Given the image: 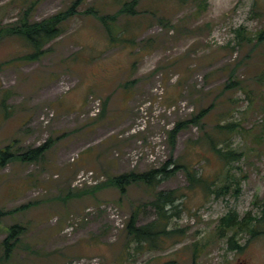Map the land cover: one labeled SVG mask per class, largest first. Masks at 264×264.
Segmentation results:
<instances>
[{
	"label": "rangeland",
	"instance_id": "374dc122",
	"mask_svg": "<svg viewBox=\"0 0 264 264\" xmlns=\"http://www.w3.org/2000/svg\"><path fill=\"white\" fill-rule=\"evenodd\" d=\"M73 1L0 0V29ZM132 2L82 0L36 60L21 58L32 49L19 35L0 38V147L52 141L39 160L0 167V264H264V235L235 251L216 234L219 218L256 214L264 194V0H138L136 13L119 11ZM115 14L112 41L100 16ZM203 110L200 124L188 121ZM182 121L172 146L169 131ZM225 122L236 123L228 147L243 152L230 165L212 149ZM171 157L228 191L191 187L182 171L164 180L159 189L182 193L170 225L183 233L165 250L139 249L125 232L137 207L139 224L156 217L146 185L123 197L110 186L79 193ZM16 223L25 232L2 259Z\"/></svg>",
	"mask_w": 264,
	"mask_h": 264
},
{
	"label": "trees",
	"instance_id": "16d2710c",
	"mask_svg": "<svg viewBox=\"0 0 264 264\" xmlns=\"http://www.w3.org/2000/svg\"><path fill=\"white\" fill-rule=\"evenodd\" d=\"M138 0H133L132 3H127L119 11H126L134 14L135 4ZM82 0H74L70 6L63 11H59L41 21H29L27 15L25 19L21 21V24L14 27H7L0 29V38L10 33L17 34L19 37L28 44L32 52L27 54L22 59L36 60L40 58L46 52V46L57 37L61 36L64 31V23L72 16H75L81 6ZM118 11V12H119ZM88 12V11H87ZM28 14V13H27ZM115 15H102L101 21L106 25L110 40H117V36L113 34V29L109 26L108 19L116 18ZM240 29L237 30V34L240 35ZM237 35V36H238ZM244 38V36L242 35ZM240 41V40H239ZM205 110L200 114L188 120L193 123H201ZM187 125L186 121L178 122L173 129L169 131L170 143L172 146L176 143L178 133L184 129ZM235 122H225L217 124L222 142L219 146H216L214 139L211 138L212 149L218 154L221 160L226 165H230L234 162L241 160L242 151L237 148L228 147L229 138L227 133L234 131ZM226 145V146H225ZM52 147V141H47L42 145L31 147L24 152H18L14 149V142L4 147H0V167L6 166L11 160L19 159L23 162H34L43 156ZM182 171L186 176L187 181L191 187H200L204 190H212V186H215L211 192L219 194H225L228 190V185H216L215 180L209 181L205 176L199 173L198 169L194 165H190L184 161H176L172 157L169 158L164 165L158 168H149L145 171H128L120 174L110 175L107 180L102 184H97L95 187L88 191H80L81 194H87L94 192L96 188H104L110 186L116 188L121 197L125 196L130 186L135 184H144L147 189L152 191V199L148 202L156 212V217L145 224H139L138 220L142 213L140 207H137L132 211L129 220L126 224L125 232L133 243L137 245L139 249L147 247L148 250L166 249L168 242L173 238H179L183 235L182 230L179 227L172 228L170 221L172 218L179 217L180 211V199L182 193L178 189H159L158 187L164 181L175 175L177 172ZM226 175V173H225ZM235 181V180H234ZM226 182V180H225ZM235 183H238L236 180ZM122 200V198H121ZM38 203V201H37ZM32 202L21 205L13 212L26 210L31 206ZM254 204L258 206L256 214L247 212L243 217L236 211H229L224 216L219 218L218 225L216 226V234L219 237H224L227 240V245L231 250L242 251L246 244L256 238L259 235H264V194L261 198H258ZM12 212V210H11ZM7 214L6 211L0 210V217ZM25 232V227L20 223L11 225L7 230V236L2 241V245L5 247V252L2 259H8L19 242V237ZM245 235V236H244ZM248 235L245 243L242 241ZM195 251L193 253V259L196 257V253L201 248L195 244Z\"/></svg>",
	"mask_w": 264,
	"mask_h": 264
},
{
	"label": "built area",
	"instance_id": "2783aa9c",
	"mask_svg": "<svg viewBox=\"0 0 264 264\" xmlns=\"http://www.w3.org/2000/svg\"><path fill=\"white\" fill-rule=\"evenodd\" d=\"M94 174V171L93 170H89L88 171V175H93Z\"/></svg>",
	"mask_w": 264,
	"mask_h": 264
}]
</instances>
